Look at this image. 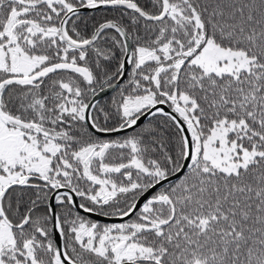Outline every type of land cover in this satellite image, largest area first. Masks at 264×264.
Listing matches in <instances>:
<instances>
[{"label": "snow or ice", "instance_id": "snow-or-ice-1", "mask_svg": "<svg viewBox=\"0 0 264 264\" xmlns=\"http://www.w3.org/2000/svg\"><path fill=\"white\" fill-rule=\"evenodd\" d=\"M0 264H264V0H0Z\"/></svg>", "mask_w": 264, "mask_h": 264}]
</instances>
